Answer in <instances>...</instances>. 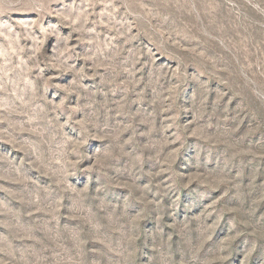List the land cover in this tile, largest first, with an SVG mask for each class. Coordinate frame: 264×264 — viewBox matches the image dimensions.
<instances>
[{"label": "rangeland", "instance_id": "rangeland-1", "mask_svg": "<svg viewBox=\"0 0 264 264\" xmlns=\"http://www.w3.org/2000/svg\"><path fill=\"white\" fill-rule=\"evenodd\" d=\"M0 264H264V0H0Z\"/></svg>", "mask_w": 264, "mask_h": 264}]
</instances>
